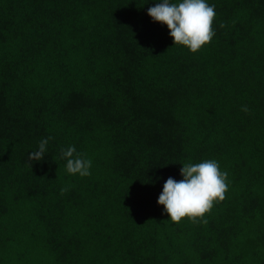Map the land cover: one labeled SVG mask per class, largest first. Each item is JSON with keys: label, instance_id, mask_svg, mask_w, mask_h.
Wrapping results in <instances>:
<instances>
[{"label": "trees", "instance_id": "obj_1", "mask_svg": "<svg viewBox=\"0 0 264 264\" xmlns=\"http://www.w3.org/2000/svg\"><path fill=\"white\" fill-rule=\"evenodd\" d=\"M157 2L0 0V264H264V0H207L195 54ZM205 159L225 199L168 221L165 181Z\"/></svg>", "mask_w": 264, "mask_h": 264}, {"label": "clouds", "instance_id": "obj_2", "mask_svg": "<svg viewBox=\"0 0 264 264\" xmlns=\"http://www.w3.org/2000/svg\"><path fill=\"white\" fill-rule=\"evenodd\" d=\"M147 14L154 22L166 25L175 46L186 47L195 54L203 46L209 44L215 36L213 21L216 16L215 6L207 0H159L155 6L148 8ZM220 27H224L222 23ZM242 111L248 112L246 106ZM42 139L38 150L32 151L29 161H40L45 157L49 140ZM61 158L66 161V171L70 175L87 177L92 161L77 153L75 146L61 149ZM183 177L175 180L169 177L160 193L157 203L164 206L169 220L179 224L185 217L191 223L207 224L203 218L210 213L214 201H223L229 189L228 173L221 171L219 162L215 159H205L199 163L186 162L180 169ZM69 191V187L61 188V195Z\"/></svg>", "mask_w": 264, "mask_h": 264}]
</instances>
